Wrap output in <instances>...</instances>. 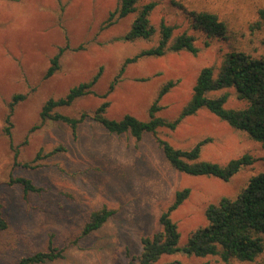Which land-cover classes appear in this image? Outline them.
Instances as JSON below:
<instances>
[{
	"label": "rangeland",
	"instance_id": "374dc122",
	"mask_svg": "<svg viewBox=\"0 0 264 264\" xmlns=\"http://www.w3.org/2000/svg\"><path fill=\"white\" fill-rule=\"evenodd\" d=\"M156 1L151 23L158 28L164 20L175 26V34L185 30L194 34L198 53L143 56L119 74L127 58L158 40V33L151 40H122L135 15L109 23L119 0H0V198L8 222L0 230V264H16L24 256L47 250L50 244L62 249L63 256L38 264H127L140 253V238L160 229V214L172 203L175 192L189 187V197L171 213L182 245L193 230L207 224L209 203H217L222 196L235 197L252 175L264 171L262 144L205 108L183 118L173 130L160 129L159 135L183 149L204 141L200 159L220 164L250 154L254 162L228 181L179 172L151 134L140 139L112 134L96 121L86 120L74 135L64 123L41 120V108L48 98L64 96L73 86L90 80L100 67L95 94L59 107V112L70 116L92 113L108 101L106 117L120 119L131 114L146 120L159 90L172 80L174 85L158 102L161 110L157 114L174 119L190 99L204 66L219 64L231 50L264 54V26L255 25L264 0ZM186 9L218 13L229 23L230 32L225 38H207L190 28ZM61 48L59 69L45 77L51 58ZM225 90L229 92L226 107L247 104L234 89ZM16 94L24 98L14 104L7 122L9 103ZM58 146L62 149L48 155ZM11 177L28 178L40 190L26 192L20 184L11 183ZM103 206L114 210L113 215L99 229L82 235L90 213ZM175 261L256 263L175 253L162 256L157 264Z\"/></svg>",
	"mask_w": 264,
	"mask_h": 264
},
{
	"label": "trees",
	"instance_id": "16d2710c",
	"mask_svg": "<svg viewBox=\"0 0 264 264\" xmlns=\"http://www.w3.org/2000/svg\"><path fill=\"white\" fill-rule=\"evenodd\" d=\"M144 1L119 0L118 5L109 15V23L112 19L117 20L130 14L135 15L129 30L122 36V40H151L158 33L157 43L127 58L119 74L124 71L128 63L135 62L143 56L158 57L167 52L180 51L196 55L199 51L196 36L187 30L175 34V26L164 20H161L159 27L156 28L151 23L150 16L158 2L156 0ZM186 11L190 19V28L202 31L207 38H225L230 32L227 20L220 18L214 11L207 9H186ZM257 16L255 25L264 26V7L258 9ZM63 51L64 48L59 49L58 53L51 58V65L45 77L51 76L59 69ZM102 70L103 67H100L90 80L73 86L64 96L48 98L41 108V120L64 123L74 135L80 123L86 120L96 121L112 134H129L136 139L142 138L145 134H151L169 164L179 172L191 176H213L223 181H228L243 167L252 164L254 158L250 154H243L230 159L225 164L200 159L201 146L204 141L190 149L177 148L163 139L159 135V130L164 128L173 130L183 118L205 108L231 127L245 131L250 139L260 142L264 147V54L253 56L244 51L231 50L223 55L219 64L204 66L197 75L190 99L174 119H167L157 114L161 110L158 102L174 85L172 80L165 83L159 90L157 98L148 109L146 120L131 114H125L120 119L108 118L105 116L108 101L102 102L92 113L81 112L77 116H70L57 110L59 107L70 106L75 100L85 95L95 94L93 87L99 80ZM116 78L110 84V89L113 88ZM229 88L235 90L239 99L247 102L244 107L225 106L229 97V92L225 89ZM220 91L223 92L216 94ZM23 98V94L13 96L9 103L10 112L6 118L7 122H10V113L14 104ZM61 149L58 146L48 155ZM9 181L20 184L26 192L40 190L25 177H11ZM190 192L189 187L175 192L172 203L160 214V229L140 238L141 251L127 264H157L162 256L175 253L194 257L217 256L225 262L232 260L255 262L259 256H263L255 264H264V171L252 175L235 197L222 196L217 203H209L205 209L207 224L193 230L186 242L180 245V233L177 224L171 218V213L189 197ZM113 213L114 210L105 206L92 211L81 234L87 235L99 229ZM7 223L0 198V230L5 229ZM62 256L63 250L50 244L47 250L24 256L16 264L44 263ZM169 264L185 263L175 261ZM201 264H208V262Z\"/></svg>",
	"mask_w": 264,
	"mask_h": 264
}]
</instances>
